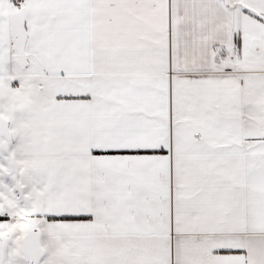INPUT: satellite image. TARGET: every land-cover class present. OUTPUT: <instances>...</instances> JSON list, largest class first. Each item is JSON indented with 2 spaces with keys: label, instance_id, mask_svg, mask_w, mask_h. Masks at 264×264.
Returning <instances> with one entry per match:
<instances>
[{
  "label": "snow or ice",
  "instance_id": "6c2138e0",
  "mask_svg": "<svg viewBox=\"0 0 264 264\" xmlns=\"http://www.w3.org/2000/svg\"><path fill=\"white\" fill-rule=\"evenodd\" d=\"M0 264H264V0H0Z\"/></svg>",
  "mask_w": 264,
  "mask_h": 264
}]
</instances>
